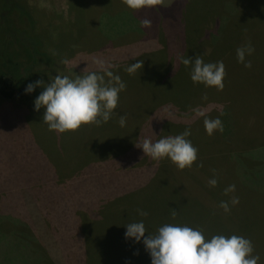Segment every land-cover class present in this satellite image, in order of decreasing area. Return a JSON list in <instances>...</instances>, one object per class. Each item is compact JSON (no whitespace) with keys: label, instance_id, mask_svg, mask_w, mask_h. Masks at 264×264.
<instances>
[{"label":"rangeland","instance_id":"rangeland-1","mask_svg":"<svg viewBox=\"0 0 264 264\" xmlns=\"http://www.w3.org/2000/svg\"><path fill=\"white\" fill-rule=\"evenodd\" d=\"M24 1L27 7L29 5L33 8H30V11L35 22V27L33 24L31 29H27V27L25 28L22 25L19 28V24L21 22L17 17L19 22V24L16 23L15 25L18 34L17 39L26 37L30 38L31 40L32 35L30 32L33 33L35 30L34 34L37 33V37H40L42 40V46L54 61L52 66H48V64L44 62L36 66L37 70H43L46 84L50 82L51 76H55L57 74L56 71H59L63 75H69L72 77L80 74L84 67L85 71H94V69L98 70L96 69L98 68L97 65L92 63L93 57L103 58L105 61L107 60V57L109 59L117 58L121 61L119 64L124 63V65L126 63H135L139 60L142 61L143 67L148 62V60H150V55L145 57V55L140 54L143 52H148L150 49H154L156 47L160 48L159 53L157 54L160 61L158 64L156 63L158 68H160L159 64L164 63L166 65L163 75L164 77L162 76L163 78L161 80L160 86V80L156 82L155 79L149 77L153 72L151 68L149 69L147 67L145 76L141 79L138 78L139 84L134 86L126 81L125 71L121 70L119 65H114L115 67L112 69V71L114 74H118L122 77V81L126 84V88L119 94V100L116 108L114 109V115L109 119V121L107 123L101 124L100 126L92 124L90 127L91 131H88L86 134L88 141L92 140V142H90L91 144H89V147L90 149L93 148L94 150L86 152L84 155H91V157H97L99 160L95 163L91 162L88 166L84 165V167L80 168L79 170L75 169L74 167L68 169L71 170L69 176L66 175V178L61 183H58L57 180L58 173L62 172V170L59 167L57 168L56 165H62V167H64V165L74 166L76 164L75 160L72 162L71 159H68V157L72 156V149L76 147L75 142H78L79 140L81 141V138L83 141V125H81L77 130L66 131L63 134L65 138L59 135L58 146L61 150L60 152L62 153V156L54 157L52 154H50L51 156H49V158L45 157L48 162V170L50 173H46V176H48L46 180L33 184L35 188L38 187L42 190H57L53 195L57 198V204L61 203L63 198L60 196L61 194H59V192L63 193V195H66L65 203L67 202V204L70 206H75V200L77 198H80L81 200V198L87 199L89 197H93V199L97 201L98 197L99 202H102L107 198V196L104 194L106 192H104L103 189L109 184V181L111 182V190H113V195H111L110 198L121 194L114 193L115 191L123 192V190L131 189L133 190L132 193L142 198L146 204H151L150 202L153 199L149 198L147 196L149 194H147L146 191H142L144 187H141V184H144L147 179L144 176L145 168H150L153 164L162 167L166 165L165 170L169 172L166 175L167 183H169L170 180H176L182 177L186 178L188 176V170H185V173L182 175H178L177 168H175L176 171L174 172L170 171L168 165H170L171 162L167 160V158L161 159L159 161H148V158H144L142 154H140V156L136 155V153L140 152L141 149L136 147L135 144L126 143L125 140L126 138L129 139L131 132H133L132 128H126L128 121L126 120L124 127H120L117 122L119 116L125 114L127 115L129 110L132 113V111L134 112L135 109H139V115H137L135 118H138V120L141 122L144 120L140 127L141 137L139 138L141 140L144 138H151V140H155L162 137V132L160 128L157 127L156 122L161 117V122L165 124L167 118L172 116V112L175 111L176 108L177 114L174 116L177 118L179 117V121L176 118L175 119L180 125L183 123L190 124L191 122L192 124H195L197 121L203 122L204 118L196 116L192 112V109H202L207 115L208 109L211 107H220L216 103L214 104L213 102H209L207 99H202V97L205 95L208 98L210 93L212 97L218 96L222 93L225 100L227 97L228 100L231 98L233 101L232 106L238 105L244 110L249 109L251 111H260L261 113L264 112V21L259 18L256 13H252L251 11V21L253 22L245 28H241V22L238 19L240 16L237 14L238 8L233 5V0H202V5L199 2L201 0L186 1L187 4H192V6H189L187 14L189 16L190 22H193V29L195 33L200 29L211 27V19H214L215 23L212 31L207 33L203 40L200 42H197L196 40L192 41V50L190 56L188 57L199 55L204 62L208 61L207 58H210L208 62H215L218 60L221 61V59L226 60L228 56H233L236 58V48L243 45L244 43L250 42L254 48V52L250 56H245V60L251 63V67H249L251 71L250 74L247 75L244 73L242 66H240L237 73L233 75L232 78H229L228 88H226L225 84V79L227 76L225 74L223 78L224 87L221 91H217L215 87H205L200 83L194 84L190 80V65L189 67H185V65H183L181 62H178L180 60L179 56L183 49L182 42L175 40L171 42V45L167 48L160 46V44L157 42L152 44L151 33L153 32L154 28L153 22L155 19H157L156 13L157 15H160L163 23L166 26H169L170 23L167 25L164 19L167 21L170 19L168 13L171 12L175 4L177 5L178 2L182 0H159V3L146 6V12H148L146 15L145 11H141L142 7L139 9H130L122 2V0H22L23 3ZM177 9H179L178 6ZM1 13L3 16H7L6 19L9 20L10 25L12 12L10 5H7L5 0H0V15ZM16 15L17 13H15V16ZM144 19L151 21L150 27L145 28L141 26L140 21ZM1 38L2 33L0 32V47H2L3 43ZM62 59L68 61L67 66L61 63ZM110 63L113 64V62ZM229 67L231 68L232 66ZM46 68H48V70L50 69V72L46 71ZM228 69L229 68H226V70ZM177 70H179V73L175 76ZM17 71H19V74L23 75L25 73L24 66H20L19 70L13 68L11 73L6 75L7 79L11 78L12 75H15ZM149 78L150 80L146 82V80ZM168 80H172V89H170V92L176 93V99L178 101L187 100L186 103L184 102L186 109L180 105H177V102L163 104L160 107H157L154 103L148 102L149 98L156 93V86H158L157 92L160 91V93L163 94L167 93L164 90L163 83ZM143 82H146V84L139 87L140 83L144 84ZM6 90H10L9 86L6 88ZM137 94L142 95L139 98L141 103L140 108L137 107L138 105L136 104ZM17 95L18 90L15 89V97L12 101L4 100L0 103V125L5 127L3 136L11 138L15 135V138H17L16 134L19 132L24 134L22 133L24 130H29V132L33 131L38 134L40 133L39 129H43L44 127L48 128L42 120V113L41 117L38 119L33 117V120H30L31 123H34L32 125L29 124L26 126V124H23L22 121L24 118H22V120L18 119L17 121H10V116L13 115L11 114V111L26 107L24 101H21L19 98H17ZM130 108H134V110ZM221 108L223 111L228 110L227 104H222ZM250 116V114H245L244 120H239L238 123L234 125L235 128L238 127L242 129V127L246 126V124L255 122L254 117ZM146 119L149 122L148 124L145 122ZM26 121L27 120L25 119L23 122L26 123ZM10 122L20 123L17 133L13 134L11 132L9 126ZM222 123L223 131L226 133H232L234 131L235 128H232L230 120L225 118L222 120ZM200 131L204 133L205 129L203 128ZM177 134L178 133L176 131H170L168 136H175ZM23 138L24 137H22L20 141ZM69 139L72 141L68 143L67 140ZM239 139L240 138H238V141ZM245 139L246 140H241L242 144H244L246 141L251 142L250 138ZM16 140H13L15 141L14 146L19 147L20 142ZM226 144L228 145L229 143L226 142ZM227 145L225 147L221 146L220 144L219 146L214 145L213 147L209 145L205 147V145L194 144L193 146L201 149L206 148L205 150L207 152H214V150L219 147L220 148L216 151L218 153L249 152L243 150H240L239 152L235 149L230 151L229 147L231 146ZM27 146L29 150L25 151L24 154L29 158L37 157L38 155L45 156L47 153L41 152V146ZM23 150L24 149L19 150V152H22ZM35 151H37V154L33 156L32 154H34ZM19 152L16 153L18 157H20ZM258 154L262 156L261 160L258 162L259 166L255 170L259 173V176H252L256 183L259 182V179L261 178L260 175L264 172V150L260 151ZM0 155L3 161H6L9 158L8 153L1 152ZM76 157L80 158V155ZM33 163L36 162L33 161ZM223 163V161L218 162V164ZM3 166L4 163L1 161V175L4 174ZM27 170H32L38 174H40L42 171L34 168L33 166H31V169ZM138 170L141 171L138 172ZM5 171L6 173H18L19 175L20 173L26 172V169H24V167H12L7 168ZM93 171L98 174L100 172L105 174L104 176L106 179L104 180V187H97L94 190H89L87 193L91 179L88 177L84 178L82 176L88 175ZM83 180L84 182H82ZM195 180L200 181L201 178H195ZM24 181L25 180L21 179L20 181H17L14 185V189H24ZM140 181L142 183H140ZM0 182H2V180H0ZM237 185L239 188L241 187L238 183ZM250 187L254 188V184L252 182H250ZM50 191H45V193L48 194ZM41 196H44V194ZM136 196L134 198L133 196H124L120 200L126 203H130L132 200L139 201ZM161 196L169 197V191L167 193L161 194ZM91 199L92 198H89V200ZM39 200L40 199L38 196L30 195L25 201L28 202V208L32 207L37 215V218L41 221V223H43L41 227L33 226V224L27 220L28 218H25L27 209L24 208V210H22L20 208L21 206H18L20 211H16L18 212L16 215L12 216L10 213L5 214L6 216L0 215V222H3L1 224V229L6 231L8 230L7 232H10L3 235L0 234V264H38L40 259L43 261L44 255L47 262L50 264H55L50 251L52 252L53 248L56 250L63 248V243H66V241L62 240L63 235L59 233L60 226L58 225V222L60 220H67L68 217L66 216L64 219V216L60 217L59 212L56 213L54 210L55 208H51L54 206H50L49 204H47L48 211L42 212L39 206L40 203H38ZM20 201H23L24 203L22 196ZM158 201L159 198H157L156 202ZM30 209L28 210L30 211ZM126 212L131 215L130 218H132L133 221L136 220L134 218V210H127ZM187 216L188 213L186 210H181L177 214L178 218H184ZM151 219L155 220L156 218L151 217ZM139 220L140 218H138L137 221ZM128 221H130V219ZM34 227L42 230V232L38 231L36 233ZM40 233H42L44 236H40ZM72 239H74V234ZM76 239L79 240L80 237H76ZM139 243L140 242L134 243L132 239H129V241L125 242L127 246V252L122 251L117 260L115 257H113L112 264H122L126 253L127 255L129 254V250H132L133 248L139 249L141 247ZM104 253L105 251L101 249H97V253H94V257L96 260L99 259L101 264L105 263ZM254 254H258L260 257L258 264H264V254ZM89 262L90 260L87 259L83 264H90Z\"/></svg>","mask_w":264,"mask_h":264},{"label":"trees","instance_id":"trees-1","mask_svg":"<svg viewBox=\"0 0 264 264\" xmlns=\"http://www.w3.org/2000/svg\"><path fill=\"white\" fill-rule=\"evenodd\" d=\"M5 1L7 2V5H10L12 14H11L10 25H9V20L6 19L7 16H3L2 13L0 15V32L2 33L1 39L3 41L2 47H0V103L1 101H4V100L12 101L15 97L14 90L17 89L18 95L16 97L19 98L21 101L23 100L24 103L26 104V107L11 111V114L13 115L10 116V121L12 120L17 121L18 119L22 120V118H24L23 121H25V119L27 121L26 123L22 121V123L26 124L27 126L29 124L31 125L34 124L30 122V120L31 121L33 120V117L38 119L39 117H41V113L43 114L44 112L43 107H41L37 111V110H34V106H33V101L35 97L43 90V87L42 86L36 87L34 91L30 94H26L24 92V88L28 83L35 82L36 80H41L46 85L45 75H44L43 70H39V69L37 70L36 66H38L42 62L48 64V66H52L54 64V61L52 57L49 55V53L42 46V40L40 39V37L39 38L37 37V33L34 34L35 30L33 33L30 32V34L32 35L31 40L30 38H26V37L22 39L21 38L17 39L18 34L15 28L16 23L19 24L17 17L20 19V22H21L19 24V28L22 25L25 28L27 27V29H31L33 27V24L35 27V22L33 20L32 13L30 11V8L32 7H30L29 5L27 7V5L25 4V1L23 3L22 0H5ZM186 1L187 0L179 1L177 5L175 4L173 6V9L171 10V12L168 13V16L170 17V19L168 21L164 19V21L167 25L170 23L169 26H166L163 23L162 18L157 16V19L154 22L153 32L151 33L152 44L157 42L158 44H160V46H163L165 48L170 46L171 42L175 40L182 42L183 49L179 56L180 58L190 56L191 50H192L191 49L192 41L196 40L197 42H200L201 40H203L206 34L212 31L213 26L215 24L214 19L213 20L211 19V22H210L211 27L200 29L199 31L195 33L193 29L194 27L193 22L192 23L190 22L189 16L187 14V10L189 9V6H192V4L191 3L187 4ZM199 2L201 3L203 1L201 0ZM233 3H234L233 5L238 8L241 28H245L246 26H248L250 23L253 22L251 21V15H250L251 11L252 13H256L257 16L264 21V0H233ZM202 4L203 3H201V5ZM177 6L179 7V9H177ZM141 11L146 12L147 11L146 6H143L141 8ZM15 13H17L16 16H15ZM205 22H206V19H205ZM21 36H22V33H21ZM159 49H160L159 47L158 48L156 47L154 49H150L148 52L141 53L140 55H145V57L150 55V60H148V62L143 67H141V69H137L132 74H129L124 70L131 63H128V64L126 63L125 65L124 63L119 64L121 61L118 60L117 58L109 59L108 57L106 61L113 62V65H119L121 67V70L125 71L126 81L129 84H132L134 86L138 85L139 79L145 76V72H147V67L149 69L151 68L153 70L151 74L152 77L151 76L149 77L152 79H155L156 82L160 80L159 82V86H160L161 80L164 77L163 75H164L166 65L162 63V64H159L160 68H158L157 66V64L160 61L159 57L157 56V54L159 53ZM207 59L209 61L210 58H207ZM221 61H223L225 74L227 75L225 79L226 88H228L229 78L230 77L232 78V76L237 73L240 66H242L244 73H246L247 75H249L251 72L249 67L246 68L243 63H238L237 59L233 56H228L226 60L221 59ZM178 62H180V60ZM20 66L21 67L24 66L25 73L21 75L19 74V71H17V73L15 72L16 73L15 75H12L11 78L7 79L6 75L8 73H11L13 68H16L17 70H19ZM229 66H232V67L230 68ZM226 68H229V69L226 70ZM45 70L50 72V69L48 70V68H46ZM98 70L94 69V71H98ZM178 73H179V70L176 71L175 76ZM228 74H231V75H228ZM120 78L122 80L121 76ZM150 78L147 79L146 82L149 81ZM146 82H143L144 84L140 83L139 87L144 86ZM171 82L172 80H168L165 83H163L164 90L165 92H167L164 94L160 93V91L157 92L158 86H156V93L153 94L149 98L148 102L154 103L157 107H160L163 104H171L172 102L174 103L177 102V105H180L181 107L185 108L184 102L186 103L187 100L178 101L175 96L176 93L170 92V89H172ZM8 86L10 90H6ZM141 96H142L141 94L136 95V104L138 105L137 107L139 108L141 106V103L139 101V98ZM207 100L209 102H213L214 104L216 103L220 106V107L213 106L210 109H208L207 116L210 119L219 116L222 121L225 118H227L228 120L231 121L232 128L233 127L235 128L234 125L238 123L239 120H244L245 114H250L251 115L250 117L252 116L254 117L255 122H250L246 124V126L242 127L243 131L241 128L237 127L234 129L232 133H226L225 131H222V132L214 131L212 135H208L206 132L202 133L200 131L201 129L204 128L203 122L197 121L195 122V124H192L191 122L190 124L183 123L182 125H180L176 121V119L179 121V117L177 118L174 116L175 114H177V111H176L177 108H176L175 111L172 112L173 113L172 116L167 118L165 124L161 122V117L157 120L156 122L157 127L160 128L162 135L168 136L170 131H173V132L176 131L179 134L183 132L186 128H188L191 132V135L187 139L191 138L195 143H199V144L205 143V147L209 145L213 147L214 145L219 146V144L225 147L227 145L226 144L227 142L229 143L227 146H231L229 147L230 151L235 149L236 151H239V152L240 150H243V151H249L251 153H259L260 151L264 150V112L261 113L260 111H251L249 109L244 110L241 106H238V105L232 106L233 101L231 100V98L228 100V97H227V99L225 100L222 93L215 97H212L210 93L208 95ZM222 104H227L228 106L227 111H223V109L221 108ZM132 110H134V108ZM134 112L132 111L131 113V111L129 110L127 112V115L125 114L126 120L128 121L126 128H132L133 130V132H131V135L129 136L130 138L125 139L126 143H130V142L136 143L138 141V138L141 137L140 127L144 120L141 122L138 120V118L137 119L135 118L137 117V115H139V109H135ZM145 122L147 124L149 123L147 119L145 120ZM9 126H10L11 132L15 134L18 132V127H20V123L10 122ZM91 126L92 124L83 125V129H84L83 141L81 138V141L79 140L78 142H75L76 147L72 149V156L68 157V159H71L72 162L73 160H75L76 164L74 166L64 165V167H62V165L60 166L56 165L57 168L59 167L62 170V172L58 173V180H57L58 183L59 182L61 183L66 178V175L69 176V173L71 170H68V169H71L74 167L75 169L79 170L80 168L84 167V165L88 166L91 162L92 163L98 162L99 159L97 157L94 158V157H91V155H87V154L84 155V153L94 150L93 148L90 149L89 147L90 146L89 144H91L90 142H92V140L88 141L86 137V134L88 133V131H91V128H90ZM4 131H5V127L3 125H0V153L5 152L9 154V158L6 161H3L0 155V162L2 161L4 163V166H3L4 174L1 175L2 172L0 173V180H2V182H0V215H5L8 213L12 214V216L16 215L20 211L18 206H21L20 208L22 210H24V208L27 209L26 210L27 212L26 213L24 212L25 218L26 219L28 218L27 220H29L33 224V226L41 227L43 223H41V221L37 218V215L34 212L33 208L30 206L29 207L31 209L28 208L27 206L28 202L25 201L28 199L30 195L38 196L40 199L38 203H40L39 206L42 212L48 211L47 204H49L50 206L51 205L54 206L51 208L52 209L55 208L54 210L56 211V213L59 212L60 217L64 216L63 219L66 216L68 217L67 220H60L58 222V225L60 226L59 233L61 235L63 234L70 235L75 232V228H76L75 221H74L75 217H78L82 220L81 221L82 223L81 231L82 232L87 231L91 227L100 228L102 227V223L106 221L108 215L115 214L116 211H118V208L116 207V205L119 207L117 203L123 202L120 200L122 199V197L133 196L132 193H125V194H118L110 199H106L103 201V203L101 204L99 203L100 206L97 208L98 212L95 214H94V210L91 209V206H93L94 202L98 203L99 201L98 197H97V201H95L93 197H89V198H92L91 200H89V198H87L88 200L84 198H81L80 200V198H77L75 200V203H76L75 206H70L67 204V202L65 203L66 195H63V193L59 192V194H61L60 196H62L63 198H62L61 203L57 204V198L53 196L57 190H53V191L45 190V189L42 190L38 187L35 188L33 184L46 180V178L48 177L46 176V173L47 174L50 173V171L48 170V167H49L48 162H47V159H45V157L49 158V156H51L50 154H52L54 157L62 156V153L60 152L61 150L58 146V137L59 135L64 137L63 134L65 132L58 133L55 131H50L48 130V128L44 127L43 129H39L40 133L38 134H36V132H33V131L29 132V130H24L22 132L24 134H21V132H19L16 134L17 138H15V135L10 138V137L3 136ZM22 137L24 138L20 141ZM238 138H240L239 141H238ZM245 138H250L251 142L248 143L246 141L244 144H242L241 140H246ZM13 140L19 141L20 146L15 147L14 146L15 141ZM67 141L69 143L72 140L69 139ZM27 145H37V147L41 146L42 147L41 152H45V153L47 152V153L45 156L38 155L37 157L29 158L27 157V155L24 154L25 151L29 150V148H27L28 147ZM125 145H128V144H125ZM219 148L214 150V152H216ZM22 149L24 150L22 152H19V150H22ZM197 150H198L197 152L204 151L201 148H197ZM17 152H19L20 157L17 156L16 154ZM140 152L143 153L142 149ZM36 154H37V151H35V153L32 155L35 156ZM79 155H80V158L76 157ZM33 161H35L36 163H33ZM31 166H33L34 168H37L38 170H42L41 173L38 174L32 170H27V169H31ZM12 167L13 168L24 167V169H26V172L20 173L19 175L18 173H11V172L6 173L5 170L7 168H12ZM0 170H2V168H0ZM104 175L105 174L101 172L98 174L95 171H93L92 173L88 175L82 176L84 178L88 177L91 179L89 183L90 185L88 186V189H87V193L89 190L90 191L94 190L97 187H104V180L106 179ZM20 179L25 180L24 181L25 188L22 189L23 191L20 189H17V190L14 189L15 188L14 185L16 184L17 181H20ZM82 182H84V180ZM8 185H11V186H8ZM45 191H50V192L46 194ZM43 194L44 196H41ZM21 196L23 197L24 203L23 201H20ZM151 204H153V202ZM28 209H30V211ZM106 213H108L107 217H106ZM103 217H105V219H101ZM141 219L144 220V223H145L146 222L145 220L147 218H141ZM2 223L3 222H0V234L3 235L5 233H10V232H7L8 230L6 231V230L1 229ZM34 230L36 233L38 231L42 232V230L37 229L35 227H34ZM39 235L44 236L42 235V233H40ZM53 250L57 254V250L55 248H53ZM62 261H60V263Z\"/></svg>","mask_w":264,"mask_h":264},{"label":"clouds","instance_id":"clouds-1","mask_svg":"<svg viewBox=\"0 0 264 264\" xmlns=\"http://www.w3.org/2000/svg\"><path fill=\"white\" fill-rule=\"evenodd\" d=\"M130 9H139L159 3V0H122ZM142 27H150L151 21L144 19L140 21ZM254 48L249 43L236 48V59L243 63L246 68L251 63L245 60L246 55H251ZM180 62L189 67V78L196 84L205 87H215L221 91L224 87L225 76L223 61L204 62L201 56L181 57ZM65 66L67 60H61ZM92 63L98 66V71H85L70 77L56 71L55 76L50 77L46 85L41 80L28 83L24 92L30 94L36 87L43 90L33 101L34 110L44 108L42 120L48 130L64 133L77 130L81 125L94 124L100 126L107 123L114 115L119 100V94L126 88V84L118 74H114L115 67L103 58L93 57ZM75 67V66H73ZM142 61L131 63L124 70L132 74L141 69ZM202 99H207L203 96ZM192 112L203 117L205 132L212 135L214 131H223V124L219 116L209 118L205 111L199 108ZM222 115V113H221ZM120 127L126 124V116L120 115L118 119ZM191 132L186 128L183 132L172 136H162L152 141L148 138L138 140L136 147L142 149L144 156L159 161L167 158L175 164L178 169L191 167L197 160V148L191 140L187 139ZM210 187H215L217 180L215 176L207 181ZM235 191V185H229L224 189V194ZM238 197L230 198V203L236 205ZM219 207L225 213L229 211V202L220 201ZM141 217H147L146 211L137 209ZM176 212H171L175 219ZM125 239H132L134 243L142 242L145 250L149 253L150 264H258L260 257L254 254L253 244L250 239L237 234L224 235L214 234L207 236L200 227H190L178 223H164L156 229L155 234L146 230L144 220L133 221L124 224ZM148 233L145 235V233Z\"/></svg>","mask_w":264,"mask_h":264},{"label":"crops","instance_id":"crops-1","mask_svg":"<svg viewBox=\"0 0 264 264\" xmlns=\"http://www.w3.org/2000/svg\"><path fill=\"white\" fill-rule=\"evenodd\" d=\"M237 11V10H236ZM141 12V11H140ZM148 12H145V15ZM239 16V13L237 11ZM156 16L157 15L156 13ZM161 18V17H160ZM239 19V17H238ZM240 20V19H239ZM156 19L154 20V22ZM163 21V20H162ZM153 22V26H154ZM151 140V138H149ZM159 138L155 139L158 140ZM138 140H141L138 138ZM152 140V141H155ZM192 144L195 143L191 138ZM136 144L135 142H130ZM249 143V142H248ZM199 145H205L200 143ZM197 152V160L192 166L184 169H178L171 162L169 170L174 172L178 169V175L184 174L188 170V176L176 180L166 181V175L169 173L165 170V166L153 164L150 168H145L144 176L146 179L144 184H141L142 191H146L149 198L153 200V204H146L142 198L133 194V190H123V192L114 193H132L133 198L136 196L139 201L132 200L130 203H117L119 207L115 214L106 213V221L102 223V227H91L85 232H82L81 219L75 217V232L66 235L63 234V248L57 250V254L52 250L50 254L55 261V264H83L87 259L90 264H101L100 260L94 257V253L98 250H104V264H112L113 257L116 260L119 258L122 251L127 252L125 242L124 224L133 222L131 215L127 210H134V218H147L145 221L146 230L149 233L155 234L156 229L164 223H178L190 227H200L204 230L207 236L214 234L242 235L251 240L254 248V253L264 254V172L260 175L259 182L256 183L253 177H258L259 173L255 171L259 166V161L262 156L258 153H225V152ZM144 156L138 152L136 155ZM148 161L153 160L149 156ZM226 161H224V160ZM168 160V159H167ZM170 161V160H169ZM223 161V164H218ZM141 170H138V172ZM215 176L217 184L215 187H210L207 181ZM195 178H201L200 181ZM203 179V180H202ZM108 182V179H107ZM106 182V183H107ZM250 182L254 184V188L250 187ZM140 183H142L140 181ZM237 183L240 188L238 187ZM111 182L104 187V193L107 198L113 195L111 190ZM110 185V186H109ZM148 185V186H146ZM227 185H235V191L224 194V189ZM103 188V187H102ZM101 188V191H102ZM127 188V187H126ZM169 191V197H162L161 194ZM110 193V194H109ZM109 194V195H108ZM152 194V196H151ZM159 196V197H158ZM238 197V203L232 205L230 198ZM105 197V196H104ZM157 198L159 201L156 202ZM105 199V200H106ZM229 202V211L224 212L219 207L220 201ZM94 202V201H93ZM103 203H93L91 209L94 214L98 212V207ZM126 203V204H125ZM137 209L146 211L147 217H141L137 213ZM175 210V219L171 217V212ZM186 210L187 217L178 218L177 214L180 211ZM152 218H156L152 220ZM105 219V217L101 218ZM130 219V221H128ZM110 220V221H108ZM134 220V221H136ZM108 221V222H107ZM118 231V232H114ZM121 231V232H120ZM74 234V239L72 236ZM148 233L146 232L145 235ZM76 237H80L79 240ZM87 237V238H86ZM124 243V246H123ZM139 249L133 248L126 253L122 264H150L149 253L145 250L143 243L140 242ZM123 246V247H122ZM56 259H55V257ZM76 258V259H75ZM45 259V260H44ZM64 260V261H62ZM60 261H62L60 263ZM50 264L47 262L45 255L43 261L40 259L38 264Z\"/></svg>","mask_w":264,"mask_h":264}]
</instances>
